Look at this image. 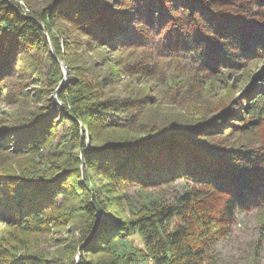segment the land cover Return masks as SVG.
Returning a JSON list of instances; mask_svg holds the SVG:
<instances>
[{"label":"trees","instance_id":"trees-1","mask_svg":"<svg viewBox=\"0 0 264 264\" xmlns=\"http://www.w3.org/2000/svg\"><path fill=\"white\" fill-rule=\"evenodd\" d=\"M60 17L75 23L86 44L119 50L154 47L187 56L208 73L238 70L249 59H264V0H61L35 17L0 0V91L14 64L46 45L40 22ZM246 92L243 100L191 126L155 133L143 127L139 136L105 142H100L98 131L132 122L118 114L125 108L123 101L128 105L129 100L76 92L75 103L47 104L42 109L46 117L0 131V149L11 144L15 154L39 152L53 119L62 118L73 127L69 143H79L72 154H83L84 165L97 169L106 183H128L143 190L181 181L193 185L175 204L152 198L132 203L128 197L118 201L119 196L99 200L90 181L77 180L80 201L86 204V225L73 248L79 264H223L216 245L230 235L240 214L264 203V138L258 134L264 126V70L255 74ZM236 133L254 137L237 140ZM89 139L93 142L86 148ZM9 179L14 180L1 184L0 176V217L8 215L17 231H50L60 219L45 217L46 210L54 209L69 190L73 193L67 173L29 178L9 174ZM121 202L132 208V218L108 210L120 208ZM136 233L143 248L129 251L123 237ZM0 264L52 260L0 245ZM245 264H260L257 254Z\"/></svg>","mask_w":264,"mask_h":264},{"label":"rangeland","instance_id":"rangeland-1","mask_svg":"<svg viewBox=\"0 0 264 264\" xmlns=\"http://www.w3.org/2000/svg\"><path fill=\"white\" fill-rule=\"evenodd\" d=\"M59 1L7 0L17 12L34 17L45 12L51 4L56 6ZM62 18L49 23L40 22L46 45L27 53L21 62L14 64L12 73L5 77V85L0 91V131L16 128L30 119L46 117L42 109H46L47 104L63 107V100L75 103L72 95L76 92L129 100L128 105L123 101L125 108L118 113L122 118H133L128 128L98 131L100 142L125 135L139 136L143 127L155 133L173 126H191L192 122L210 119L224 106L243 100L249 93L246 89L251 86L255 74L264 70L263 57L247 60L245 66L238 70L223 69L208 73L187 56L163 52L154 47H125L119 50L86 44L84 34L79 32L75 23ZM72 85L78 88L72 89ZM68 107L74 110L72 105ZM75 109L79 113V102ZM53 120L55 122L51 123L39 152L15 154L11 152V144L0 149L1 184L14 180H7L9 174L29 178L55 176L63 171L68 175L67 182L73 187V193L69 190L70 195L57 199L54 209L48 211L47 205L45 217L60 220L46 233L17 231L10 217L2 215L0 245L14 246L23 254L39 255L52 260V264H71L72 260L79 264L80 256L74 254L73 248L86 225V204L80 201L77 180L83 183L90 181V187L96 189L99 200L119 196L118 201L128 197L132 203L134 200L149 202L152 198L175 204L193 186L181 181L167 187L143 190L128 183H106L104 176L94 171L97 169L84 165L83 154H72L79 143H69L67 139L73 129L70 122L56 117ZM11 134L8 131V136ZM258 134L264 138V126L258 129ZM234 136L237 140L254 137L237 133ZM92 142L93 139H89L84 147L89 148ZM71 173L75 177H70ZM82 200L85 202L86 199ZM131 209L128 203L121 202L120 208L111 207L108 210L117 212L121 218L130 219ZM22 239L24 241H19ZM123 240L129 251L143 248L138 233L124 236ZM117 245L120 246V243ZM216 251L223 264H245L253 253L257 254V261L264 264V203L240 214L230 235L216 245Z\"/></svg>","mask_w":264,"mask_h":264}]
</instances>
